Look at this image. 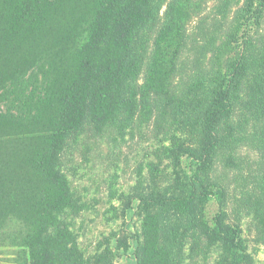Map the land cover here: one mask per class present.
<instances>
[{
  "label": "trees",
  "instance_id": "1",
  "mask_svg": "<svg viewBox=\"0 0 264 264\" xmlns=\"http://www.w3.org/2000/svg\"><path fill=\"white\" fill-rule=\"evenodd\" d=\"M255 1L247 18L257 26L243 33L237 60L194 74L174 94L169 78L179 32L174 12L163 17L170 0H0V89L25 96L16 113L0 111V231L20 222L12 241L26 255L24 264H114L108 252L83 256L60 222L73 199L60 152L86 122L122 132L156 109L186 137L169 150L170 185L132 196L149 223L140 249L152 243L150 262L178 264L191 234L220 246L225 264H249L239 225L223 223L222 210L207 225L200 205L212 194L221 204L226 198V186L207 174L217 157L235 169L239 151L252 150L262 168L254 174L246 161L238 202L264 229V198L250 192H261L264 183V0ZM31 68L41 76L38 86L25 79ZM180 156L189 160L187 170L179 168Z\"/></svg>",
  "mask_w": 264,
  "mask_h": 264
},
{
  "label": "rangeland",
  "instance_id": "2",
  "mask_svg": "<svg viewBox=\"0 0 264 264\" xmlns=\"http://www.w3.org/2000/svg\"><path fill=\"white\" fill-rule=\"evenodd\" d=\"M170 1L172 7L163 17L174 12L177 20L173 28L179 32L175 39L179 44L176 69L169 78L170 90L177 94L184 90L194 74L212 72L218 67L224 70L231 58L237 60L243 33L253 34L257 25L254 18H247L250 14L248 2L252 0ZM164 8H161V15ZM262 20L264 22V17ZM26 73L29 85L41 84V76L35 68ZM21 99L25 96L14 94L10 88L0 89V111L16 113L22 105L17 101ZM159 110L162 112L164 108ZM169 126V115L156 109L148 117L136 118L131 128L124 127L122 132L109 123L96 126L86 122L68 134L60 152V168L68 180L73 199L60 222L72 233L83 256L93 259L95 254L104 251L109 253L114 264H153L149 261L152 243L144 251L140 249L142 229L149 226L142 213L144 206L132 196L164 190L172 182L175 168L169 150L186 135ZM221 160L222 155L214 161L213 171L207 174L226 186V198L223 204L217 193L203 199L200 219L213 226L214 217L224 211L222 222L238 224L241 229L240 237L251 256L249 264H264V229L256 222L253 211L241 207L238 202L241 193L238 176L248 169L246 161L256 174L262 168L260 156L252 150H240L235 169H227ZM179 163V168L187 170L189 160L180 156ZM261 186V192L257 188L250 192L264 198L263 182ZM128 201L129 207L125 208ZM19 226V221L11 220L0 231V264H24L26 255L12 241ZM123 242L126 245L118 247ZM225 254L217 244L206 246L202 238L188 234L177 263L225 264Z\"/></svg>",
  "mask_w": 264,
  "mask_h": 264
}]
</instances>
